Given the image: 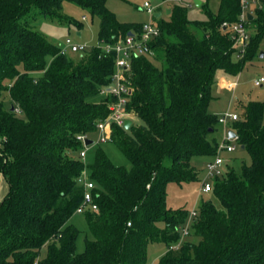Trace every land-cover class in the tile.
Returning a JSON list of instances; mask_svg holds the SVG:
<instances>
[{"label":"trees","instance_id":"obj_1","mask_svg":"<svg viewBox=\"0 0 264 264\" xmlns=\"http://www.w3.org/2000/svg\"><path fill=\"white\" fill-rule=\"evenodd\" d=\"M107 3L0 0V182L3 177L9 185L0 201V264H147L149 246L157 243L167 248L158 264H264V102L237 103L244 113L232 130L251 163L240 170L227 165L213 180L211 193L222 209L203 201L186 227L189 211L166 205L169 183L198 180L193 158L209 162L218 154L219 116L209 110L214 73L237 75L261 55L264 0L249 20L253 33L242 59L223 26L239 21L242 0H221L204 21L191 20L178 4L166 19L153 17L159 29L150 43L153 55L135 58L126 74L132 125H113L106 142L116 144L128 166L114 164L100 145L93 162L78 156L81 135L104 144L93 136L98 140L97 124L110 113L111 99L101 92L113 80L116 55L105 54L102 45L144 25L120 21ZM65 4L100 20L99 46L80 53L79 61L34 30L30 19L36 11L67 21ZM84 171L95 183L98 209L82 213L91 237L78 253L80 232L69 221L83 204ZM186 228L198 243L183 242Z\"/></svg>","mask_w":264,"mask_h":264},{"label":"rangeland","instance_id":"obj_2","mask_svg":"<svg viewBox=\"0 0 264 264\" xmlns=\"http://www.w3.org/2000/svg\"><path fill=\"white\" fill-rule=\"evenodd\" d=\"M145 2H150L151 5L156 8V13L153 15L149 14L147 10L143 8ZM201 2L204 6H196L194 0H108L107 5L122 22L148 24L153 23V17L158 13L161 14V18L166 19L168 9L176 4L187 7L188 15L191 20L204 21L207 19L206 10L217 13L221 4V0H201ZM62 13L67 16L69 20L61 22L58 20L46 19L40 15L38 16L37 12L34 11L30 18L32 27L46 37L51 43L56 44L79 61L80 53H71L70 46L86 45L88 50L98 47L100 20L98 17L92 16L89 12L73 4H65ZM83 16L87 17L86 21H82ZM77 22L81 23V26L77 25ZM251 33H253L252 30ZM261 52H264V40L261 44ZM234 58L238 60L236 57ZM262 77H264V57L261 58V56L254 58L252 61H248L237 75H231L223 70H217L213 77V100L209 104V110L216 116H220L227 112L237 113L241 116L244 113V108L241 105L238 106V102L244 101L245 103L251 100L264 102V85L262 87H256L254 85L255 81ZM95 101L101 102V97H99V99L97 98ZM11 103L12 101L9 95L5 94L6 106L10 107ZM16 113L20 118H23V115L20 114L19 111H16ZM133 121L134 123L140 122L138 118H134ZM232 126V121H228L226 124L218 123L215 136L220 145L224 143L227 132L232 130ZM93 137L97 142V137ZM97 146L106 151L114 164L118 166L129 165L126 157L113 142L91 146L89 148L87 161H94V151ZM220 156L226 160L228 166H233L236 170H240L243 164L249 165L251 163L249 155L240 148L234 153H228L222 150L220 151ZM210 159L206 157H196L192 159V164L199 171L198 180L184 183L183 185L175 183H169L167 185L166 205L168 209L174 211L186 209L189 213L196 210L198 214L203 201L207 200H212L219 210L222 209L221 203L214 197L213 193L205 194L203 192V186L206 181L214 184L213 179L208 178L206 175V165ZM8 188L9 185L7 181L1 178L0 201L4 198ZM196 217H198V215ZM190 220H194V218H191V215L188 217L186 227H189ZM69 224L75 226L80 232L76 247L77 252L82 253L85 251L86 239L91 237L86 216L76 213L69 221ZM199 241L200 239L196 237L194 233H190V231L189 235L185 236L183 239L185 244H196ZM166 251L167 248L164 244H151L148 250L147 264H158ZM46 252L47 248L44 247L41 250V257H44Z\"/></svg>","mask_w":264,"mask_h":264},{"label":"built area","instance_id":"obj_3","mask_svg":"<svg viewBox=\"0 0 264 264\" xmlns=\"http://www.w3.org/2000/svg\"><path fill=\"white\" fill-rule=\"evenodd\" d=\"M253 3V1H252ZM243 11L238 22L233 25L224 23L223 26L230 28L232 33V39L234 40L235 55L238 58H243L246 55L247 47L250 42L251 32L249 29V8L251 0H242ZM144 9L149 14L156 13V8L151 5L150 2H145ZM87 17L83 16L82 21H86ZM159 35V29L156 24L148 23L144 24L140 32H131L124 39H120L114 44H103L102 51L105 54L116 55V72L113 76V80L110 85L102 90V94L110 97L109 103V115L105 120H101L97 124L98 140L97 143H106L112 138L113 125L123 127L125 121L130 119V114L127 111L129 96L133 92V88L130 86L127 79V72L131 69L132 61L135 58L142 56H152L153 51L150 47V43ZM88 50L86 45H72L70 46L71 53H84ZM256 87H262L264 85V77L255 81ZM220 124H226L228 121L233 123L239 120L237 113H224L219 117ZM235 136L231 139L226 137L224 143L220 145L218 154L216 157L209 161L206 165V175L208 178L216 179L225 174L226 160L220 156V151L225 150L228 153H234L238 148L239 136L232 130ZM78 141L83 144V148L79 151L78 156L85 161L88 156V150L90 146L86 145V141L90 140L88 135H81ZM227 141V143H225ZM229 141V142H228ZM234 143V144H232ZM79 182L85 187L84 200L81 207L77 210V213L82 214L86 211H96L97 205L94 203L93 190L95 189V183L89 180L86 171L83 172ZM214 184L206 181L203 186V192L205 194L211 193ZM191 218H195L198 214L196 210L190 213ZM191 221V220H190ZM188 229L183 230V236H188ZM174 249L178 247H173Z\"/></svg>","mask_w":264,"mask_h":264},{"label":"water","instance_id":"obj_4","mask_svg":"<svg viewBox=\"0 0 264 264\" xmlns=\"http://www.w3.org/2000/svg\"><path fill=\"white\" fill-rule=\"evenodd\" d=\"M194 2L196 4V6H198V7H200L201 4H202L201 0H194ZM170 13H171V10L169 9L167 11V15H169ZM155 17L156 18H160L161 14H159V13L155 14ZM252 19H253V16L251 14H249V20H252ZM260 56H261V58H263L264 57V52H261ZM12 110L14 111V108H12ZM131 125H132V121L128 119V120L125 121L124 128L128 130L131 127ZM234 136H235V134L233 132H230L228 137H229V139H231ZM94 143H95V141H93V140H87L86 141V145L87 146H92V145H94Z\"/></svg>","mask_w":264,"mask_h":264},{"label":"crops","instance_id":"obj_5","mask_svg":"<svg viewBox=\"0 0 264 264\" xmlns=\"http://www.w3.org/2000/svg\"><path fill=\"white\" fill-rule=\"evenodd\" d=\"M252 1H253V3H252ZM260 3H261V0H251V5H250V8H249V12H250L251 15H253V12L255 11L256 7L260 5ZM230 132H232V130L227 132V137L229 136ZM1 178H3V177H1Z\"/></svg>","mask_w":264,"mask_h":264}]
</instances>
